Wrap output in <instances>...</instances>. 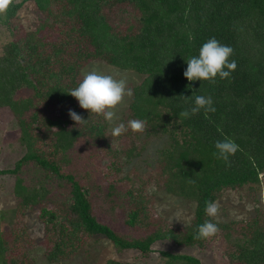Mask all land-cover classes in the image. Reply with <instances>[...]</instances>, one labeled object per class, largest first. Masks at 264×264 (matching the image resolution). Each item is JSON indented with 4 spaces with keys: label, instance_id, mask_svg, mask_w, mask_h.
<instances>
[{
    "label": "trees",
    "instance_id": "trees-1",
    "mask_svg": "<svg viewBox=\"0 0 264 264\" xmlns=\"http://www.w3.org/2000/svg\"><path fill=\"white\" fill-rule=\"evenodd\" d=\"M24 3H32L42 20L34 30L14 35L11 23ZM0 23L8 32L0 39V113L12 115L25 148L13 168L0 173L15 178L20 207L15 214L38 205V219L51 236L48 260L66 256L80 233L141 255L150 253L156 241L200 246L209 239L196 238L197 227L211 219L205 215V202L214 201L222 190L257 184L264 174V0H12L0 14ZM213 37L233 48L235 70L215 82L188 81L183 76L186 62ZM96 60L143 75L131 87L125 124L144 120L145 136L166 138L155 152V164L147 165L143 175L136 169L122 173L124 162L143 151L137 136L129 130L130 144L117 141L116 146L122 135L112 137L102 116L81 109L68 95L82 80L81 68ZM196 95L210 96L215 112L201 110L181 118L179 113ZM180 96L190 97L189 102ZM70 109L87 123L75 125ZM224 136L239 145L227 164L214 155L215 142ZM77 144L91 151L88 154L99 164L62 173L61 162ZM25 174L35 182L55 177L69 185L64 206L46 201L41 205L43 187H24ZM89 174L106 193L105 200H120L123 223L131 232L138 231V237L116 233L96 219ZM150 189L194 202L190 224L179 231L158 227L144 234L152 213L158 215ZM259 213L242 225L240 240L227 256L231 261L264 264V212ZM4 215L1 211L0 220ZM234 223L218 226L226 231L223 234L234 236ZM16 248L17 243L5 240L0 231V264H22V255L11 256ZM159 255L162 264H201L189 254Z\"/></svg>",
    "mask_w": 264,
    "mask_h": 264
},
{
    "label": "rangeland",
    "instance_id": "rangeland-1",
    "mask_svg": "<svg viewBox=\"0 0 264 264\" xmlns=\"http://www.w3.org/2000/svg\"><path fill=\"white\" fill-rule=\"evenodd\" d=\"M14 1L19 2L20 0ZM15 17V20L11 23L14 35L17 33L22 35L25 31L34 30L42 20V15L38 13L32 3H24L17 11ZM44 31L46 30L44 29ZM7 35V29L0 23V39H6ZM93 67H98L100 70L108 71L112 74H118L116 78L126 79L127 87L130 89L143 79V75L134 71L116 68L98 60L87 63L81 68L80 74L83 75L85 71ZM131 101L132 97H126L125 101L115 109L119 117L117 123L126 122L129 115L128 106ZM112 126L107 122L109 132ZM134 135L137 136V142L141 144L143 151L138 157L124 162L122 173L136 169L137 173L143 175L146 172L147 165L155 164V152L158 148L165 145L166 138L160 135L145 136L143 132L134 133ZM117 141L122 146L130 144L126 133L120 137V140L117 138L116 146H118ZM90 152L80 144L75 145L69 151L68 156L66 155L61 162V172L73 173L79 168H88V163L98 165L99 159H93L88 154ZM24 153L25 148L20 143L18 128L12 115L8 111H2L0 113V170L12 169L14 163ZM145 161L149 163L144 164ZM88 178L90 181H94L89 184V192L90 195L95 194V201L91 202V206L93 212H95L94 214H96V219L109 226L116 233L138 237V231L131 232L123 223L122 207L118 206L120 205V200H105L104 196L106 193L101 192L97 188L98 184L96 185L90 174ZM94 178L96 179L95 175ZM22 179L24 187L35 186L38 188L39 185L43 187V197L40 199L43 201L40 203L41 205H44L46 201L50 204H55V207L58 205L64 206L63 203L69 189V185L64 183V181L54 177L46 181L37 179L35 182L32 179H28L26 174ZM99 184L104 186L106 183L102 182ZM14 186V176L0 173V212H5L3 219L0 220V231L5 240L10 243H17V248L11 252V256L20 257L22 255V264H105L108 260L130 264H162V258L159 255L160 251L189 254L197 258L201 264H239L227 257L236 248L233 243L239 236L238 232L242 229L244 222L253 218L257 211L258 213L259 211L264 212V174H259L257 184L222 190L214 200L219 203L220 213L218 217L211 218V220L218 223V225L236 222L231 226L233 230L229 229L234 236L223 234L226 231L222 232V230H219L216 235L203 241L202 245L194 247L177 246L169 240L156 241L151 245L150 253L141 255L135 250H118L112 243L100 236H88L80 233L72 241V250L68 252L69 250L66 248L68 252L66 256H59L58 260L50 261L47 258L46 250L51 247V236L44 232V226L38 219V205L30 206L27 209L24 208L21 212L22 214H15L20 207L14 193ZM149 193L154 197L153 206L161 218L152 213L151 220L143 231L144 234L158 227L179 231V229H183L190 224L193 218L194 202L162 190L150 189ZM258 217L262 219L260 213ZM238 239L240 240V238Z\"/></svg>",
    "mask_w": 264,
    "mask_h": 264
},
{
    "label": "clouds",
    "instance_id": "clouds-1",
    "mask_svg": "<svg viewBox=\"0 0 264 264\" xmlns=\"http://www.w3.org/2000/svg\"><path fill=\"white\" fill-rule=\"evenodd\" d=\"M12 0H0V14L7 11ZM191 39V38H190ZM233 48L221 44L215 37L210 38L199 49L198 56L188 59L187 68L183 76L188 81H211L215 79H227L236 68V61L230 60L233 55ZM118 74H112L108 71H102L98 67H93L85 71L82 80L78 86L71 89L69 94L77 102L81 109L97 116H102L111 128V136L119 137L131 130L133 133H142L145 130V121L141 119H131L125 123H117L119 117L115 109L121 105L125 98H131L133 91L127 87V81L124 78L117 79ZM185 103L189 102L190 97L180 96ZM191 106L185 108L179 113L181 118L188 119L204 111L205 114L215 112L213 100L210 96L196 95L191 98ZM69 118L75 125H84L87 123L79 113L69 110ZM215 153L218 159L226 164L230 163L229 158L234 156L239 150V145L230 137L224 136L214 144ZM204 212L207 217L216 218L220 213L219 203L216 201H206ZM218 223L213 220H205L197 227L196 238L207 239L219 232Z\"/></svg>",
    "mask_w": 264,
    "mask_h": 264
}]
</instances>
